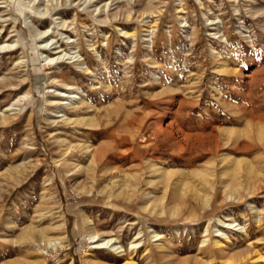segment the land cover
Returning <instances> with one entry per match:
<instances>
[{"label":"rangeland","instance_id":"rangeland-1","mask_svg":"<svg viewBox=\"0 0 264 264\" xmlns=\"http://www.w3.org/2000/svg\"><path fill=\"white\" fill-rule=\"evenodd\" d=\"M0 47V264H264V0H0Z\"/></svg>","mask_w":264,"mask_h":264},{"label":"bare ground","instance_id":"bare-ground-1","mask_svg":"<svg viewBox=\"0 0 264 264\" xmlns=\"http://www.w3.org/2000/svg\"><path fill=\"white\" fill-rule=\"evenodd\" d=\"M65 2H67L68 0H64ZM39 32V31H38ZM38 32H36L35 33V36H36V38L38 39V38H42L47 32H44V33H38ZM51 42L52 41H48V42H46L45 43V45L44 46H40V48L42 49V50H44V51H48V52H51V51H54L52 54L53 55H57V54H60V52L61 51H57V50H59L60 49V47H54V48H51V46L52 45H49V44H51ZM48 46H50L49 48H48ZM1 48V47H0ZM8 48L9 49H11L12 47L11 46H8ZM56 51V52H55ZM59 58V57H58ZM74 58V57H73ZM49 61V62H52V61H54V59H51V58H49L48 56H46L45 57V59H44V61ZM56 60V59H55ZM48 62V63H49ZM75 65L77 66V67H79V68H82L83 66H85L86 65V62H85V60H78V59H76L75 61ZM86 67V66H85ZM86 71H88V67H86V68H84ZM85 71V72H86ZM70 86V85H69ZM68 85H66L65 87H66V89L65 90H70V88L68 89V87H69ZM67 93V92H66ZM58 97H60V99H59V105H57L58 107H62V108H65V109H71V107H72V104H74V103H76L78 100H80V97H78L77 95L78 94H76V93H73V92H69V93H67V95L65 96L64 94H56ZM62 98V99H61ZM75 105V104H74ZM89 151V150H88ZM87 153V152H86ZM90 156L92 157V162L93 163H96V162H98L99 161V159H100V157H99V155L96 153V152H92V150H90ZM97 236H93V237H91V239H95ZM98 239V238H97ZM95 242H99L98 240L97 241H95ZM109 242H111V240H102L101 242H100V244H98L97 246H101L102 244H107L108 245V243Z\"/></svg>","mask_w":264,"mask_h":264}]
</instances>
